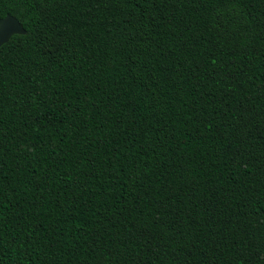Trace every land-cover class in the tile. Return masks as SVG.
<instances>
[{"label": "trees", "instance_id": "1", "mask_svg": "<svg viewBox=\"0 0 264 264\" xmlns=\"http://www.w3.org/2000/svg\"><path fill=\"white\" fill-rule=\"evenodd\" d=\"M0 264H264V0H0Z\"/></svg>", "mask_w": 264, "mask_h": 264}, {"label": "water", "instance_id": "2", "mask_svg": "<svg viewBox=\"0 0 264 264\" xmlns=\"http://www.w3.org/2000/svg\"><path fill=\"white\" fill-rule=\"evenodd\" d=\"M26 30L17 18L7 15L0 18V47L6 44L14 35H24Z\"/></svg>", "mask_w": 264, "mask_h": 264}]
</instances>
